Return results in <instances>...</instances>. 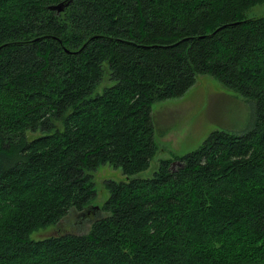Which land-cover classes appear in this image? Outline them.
Instances as JSON below:
<instances>
[{
    "label": "trees",
    "instance_id": "trees-1",
    "mask_svg": "<svg viewBox=\"0 0 264 264\" xmlns=\"http://www.w3.org/2000/svg\"><path fill=\"white\" fill-rule=\"evenodd\" d=\"M60 1L0 0V264H264V12L244 16L262 0ZM199 73L254 99L252 125L131 177L156 150L152 104ZM104 162L127 179L104 181L89 228L30 238L89 205Z\"/></svg>",
    "mask_w": 264,
    "mask_h": 264
},
{
    "label": "rangeland",
    "instance_id": "rangeland-1",
    "mask_svg": "<svg viewBox=\"0 0 264 264\" xmlns=\"http://www.w3.org/2000/svg\"><path fill=\"white\" fill-rule=\"evenodd\" d=\"M264 12V0L251 4L244 10V16L250 17ZM102 79L93 89L91 95L101 92L113 83L104 65ZM154 125L156 150L149 166L132 176H150L157 168L160 159L182 155L195 149L208 133L215 129L229 132H242L248 129L254 120L255 101L245 97L233 88L228 87L213 75L199 73L195 82L181 95L155 101L151 106ZM62 127L59 120L55 121ZM29 137L40 134V131H27ZM173 163L177 166L178 161ZM91 181L95 189V197L89 202L101 206L109 192L104 181L107 179H127V175L118 166L108 162L100 163L91 170ZM76 210L70 208L61 219L54 224L38 227L29 236L32 239L43 238L63 232H85L93 218L102 214L99 209Z\"/></svg>",
    "mask_w": 264,
    "mask_h": 264
},
{
    "label": "water",
    "instance_id": "water-1",
    "mask_svg": "<svg viewBox=\"0 0 264 264\" xmlns=\"http://www.w3.org/2000/svg\"><path fill=\"white\" fill-rule=\"evenodd\" d=\"M69 1L70 0H63V1H60V2H58V3H53V4H50L48 7L49 8H51V9H55L57 12H59V11H61L68 3H69ZM238 22H240V21H232V22H230V23H225V24H223V25H220L218 28H220L221 26H225V25H231V24H236V23H238ZM217 29V28H216ZM43 36H49V35H43ZM52 37H54V38H57L56 36H54V35H51ZM99 36V34H93V35H90L77 49H72V48H69L68 46H66V45H62V48H63V50H64V52H66V53H74V54H76V53H79L84 47H85V45L91 40V39H93V38H95V37H98ZM38 37H36L35 39H37ZM59 41H60V39L59 38H57ZM7 43H3V44H1L0 45V47L1 46H5ZM175 161H173L172 162V165H173V163H174ZM179 163V162H178ZM173 167V166H172ZM89 209H99V206L97 205H93V204H90V205H88L86 208H85V210L86 211H88ZM84 210V209H83ZM86 211H83V212H86ZM100 215V214H99ZM98 215V216H99ZM97 217V216H96ZM94 219V218H93Z\"/></svg>",
    "mask_w": 264,
    "mask_h": 264
}]
</instances>
